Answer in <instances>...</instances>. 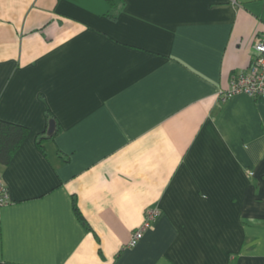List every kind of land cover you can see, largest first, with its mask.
Listing matches in <instances>:
<instances>
[{"label": "crops", "instance_id": "crops-1", "mask_svg": "<svg viewBox=\"0 0 264 264\" xmlns=\"http://www.w3.org/2000/svg\"><path fill=\"white\" fill-rule=\"evenodd\" d=\"M263 33L264 0H0V264H264V98H220Z\"/></svg>", "mask_w": 264, "mask_h": 264}, {"label": "built area", "instance_id": "built-area-1", "mask_svg": "<svg viewBox=\"0 0 264 264\" xmlns=\"http://www.w3.org/2000/svg\"><path fill=\"white\" fill-rule=\"evenodd\" d=\"M255 48L258 54L254 57L249 69L232 74L229 87L220 95L222 101H227L240 93L256 98H264V33L261 35V40L255 45ZM9 201L8 188L0 176V218L2 208ZM158 216L159 210L157 208H149L146 211L144 222L132 233L129 242L130 246L136 245L142 239L145 231L153 226Z\"/></svg>", "mask_w": 264, "mask_h": 264}, {"label": "trees", "instance_id": "trees-1", "mask_svg": "<svg viewBox=\"0 0 264 264\" xmlns=\"http://www.w3.org/2000/svg\"><path fill=\"white\" fill-rule=\"evenodd\" d=\"M110 5V10L115 8L117 2L124 0H107ZM28 133V129L20 124L8 122L0 119V164H8L12 159L14 153L18 150L21 143ZM46 136L40 137L38 145L41 147L42 141ZM74 209L78 217L84 221V217L74 200Z\"/></svg>", "mask_w": 264, "mask_h": 264}, {"label": "water", "instance_id": "water-1", "mask_svg": "<svg viewBox=\"0 0 264 264\" xmlns=\"http://www.w3.org/2000/svg\"><path fill=\"white\" fill-rule=\"evenodd\" d=\"M55 129V121L53 119L50 120L49 122V128H48V135H52Z\"/></svg>", "mask_w": 264, "mask_h": 264}]
</instances>
